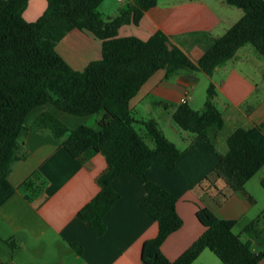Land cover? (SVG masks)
<instances>
[{
  "label": "crops",
  "instance_id": "1",
  "mask_svg": "<svg viewBox=\"0 0 264 264\" xmlns=\"http://www.w3.org/2000/svg\"><path fill=\"white\" fill-rule=\"evenodd\" d=\"M156 2L138 24L122 25L119 36L146 40L161 30L193 62L243 15L220 0ZM131 3L132 0H102L98 10L105 17H114ZM46 6V0H29L23 17L35 21ZM101 45L92 34L75 29L64 36L56 50L73 69L83 70L89 62L101 58ZM210 83L215 86L213 102L224 122L217 134L214 128L209 129V136L214 137L211 144L180 130L172 120L176 106L183 100L200 111L206 99L198 90L201 86L208 88ZM150 97L154 98L152 105L168 113L164 128L156 121L163 135L182 152L173 170L159 166L147 170L151 181L175 196L176 211L182 219V226L163 242L162 253L173 261L204 232L196 211L207 207L221 219L236 221L235 234L250 242L254 252L263 253L257 264H264V191L255 187L264 177V166L246 182V195L231 191L212 174L226 154L227 138L234 130L252 126L264 130V57L246 44L210 76L182 70L166 79L165 71L158 70L131 99L130 108L134 111L138 103ZM217 100L222 102L223 111ZM47 104L28 114L27 118L34 112L32 121L25 124L18 137L26 157L13 164L9 180L15 190L0 205V264H142L143 242L158 233L157 222L140 206L146 196L143 184L130 174L117 176L112 187L120 198L104 217V234L94 232L77 213L99 191L96 178L106 169V161L100 153L73 157L62 140L54 138L47 129H33V121L44 111L68 126V113ZM84 124L79 121L76 127ZM256 221L252 230H246ZM74 246L80 247L81 252ZM194 264L222 262L205 249Z\"/></svg>",
  "mask_w": 264,
  "mask_h": 264
},
{
  "label": "trees",
  "instance_id": "2",
  "mask_svg": "<svg viewBox=\"0 0 264 264\" xmlns=\"http://www.w3.org/2000/svg\"><path fill=\"white\" fill-rule=\"evenodd\" d=\"M28 1L0 0V205L15 190L9 175L13 164L26 157L18 137L34 108L50 103L72 116L101 113L96 127L84 124L71 129L48 111L39 114L32 125L61 139L73 157L87 153L104 157L107 167L96 178L100 189L78 211L81 220L98 235L104 234V217L120 198L112 182L121 174H130L146 190L141 208L158 225L157 235L143 242L142 264H194L205 249L222 264H257L263 253L254 252L250 242L234 233L236 221L221 219L207 207L196 211L204 232L175 260L162 253L163 242L182 226V219L176 211L175 196L151 181L147 170L150 166L173 170L182 152L163 135L156 120L136 118L130 101L158 70L165 71L166 79L182 70L210 76L246 44L264 57V0H222L241 9L243 15L215 38L196 62L161 30L146 40L119 36L122 25L138 24L143 14L156 6V0H132L114 17H105L98 10L102 0H46L45 10L32 22L23 17ZM75 29L92 34L102 43L101 58L89 62L83 70L73 69L56 50L64 36ZM206 93L200 111L182 102L176 106L172 120L180 130L211 144L214 137L209 136V129L214 128L217 134L224 122L213 102V83ZM137 125L144 127V133L136 129ZM227 147L212 174L231 191L246 195V182L264 166V130L258 126L237 128L227 138ZM260 185L264 191V177ZM75 248L81 252L80 247Z\"/></svg>",
  "mask_w": 264,
  "mask_h": 264
},
{
  "label": "rangeland",
  "instance_id": "3",
  "mask_svg": "<svg viewBox=\"0 0 264 264\" xmlns=\"http://www.w3.org/2000/svg\"><path fill=\"white\" fill-rule=\"evenodd\" d=\"M220 1H222V0H220ZM233 9L243 13L242 10L239 8L234 7ZM247 45H248V47H253L251 44H247ZM206 88H207L206 86L205 87L201 86L198 90V93L200 95L203 94L205 99H206V94H207ZM153 99H154L153 97H150L147 100L142 101L141 103H138L137 106L135 107L134 111H133V115L138 119H140V118H143L144 120L155 119L164 128L166 123L168 122V119H169L168 113H167V111H164L162 108L155 106V105H152ZM47 105L49 106V104H47ZM217 105H218V108L220 110H222V111L224 110V107H223L222 102L220 100H217ZM66 115H67V117H70V119H71V120L67 121L68 122L67 124H68L69 128L72 129V128H76L79 121L86 122L85 125L96 127V120H97V118H100L101 114L98 113V114L91 115L89 117H87V116H85V117L71 116L69 114H66ZM32 116H34V112L31 113L29 115V117L26 119V122H25L26 125L32 121ZM136 129L139 130L141 133H144V127L143 126L137 125ZM166 135L168 138L172 139V137H170L171 135L168 133V131H166ZM146 141L150 147H153V142L149 137L146 138ZM262 172L264 173V168H263ZM255 187L257 188V190H259L261 193H263L262 188H261L260 184H258V182L255 183ZM261 226L262 227L264 226L263 222L261 223ZM235 232H238V230L236 229L234 231V233Z\"/></svg>",
  "mask_w": 264,
  "mask_h": 264
},
{
  "label": "built area",
  "instance_id": "4",
  "mask_svg": "<svg viewBox=\"0 0 264 264\" xmlns=\"http://www.w3.org/2000/svg\"><path fill=\"white\" fill-rule=\"evenodd\" d=\"M183 102H185V100H183Z\"/></svg>",
  "mask_w": 264,
  "mask_h": 264
}]
</instances>
